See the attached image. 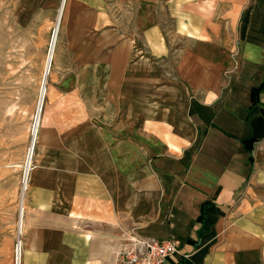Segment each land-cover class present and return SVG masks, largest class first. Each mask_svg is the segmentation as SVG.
Returning a JSON list of instances; mask_svg holds the SVG:
<instances>
[{"label": "crops", "instance_id": "0c3cea01", "mask_svg": "<svg viewBox=\"0 0 264 264\" xmlns=\"http://www.w3.org/2000/svg\"><path fill=\"white\" fill-rule=\"evenodd\" d=\"M75 1L20 264H103L131 232L179 238L164 264H264V0Z\"/></svg>", "mask_w": 264, "mask_h": 264}, {"label": "rangeland", "instance_id": "374dc122", "mask_svg": "<svg viewBox=\"0 0 264 264\" xmlns=\"http://www.w3.org/2000/svg\"><path fill=\"white\" fill-rule=\"evenodd\" d=\"M80 14L75 0H0V264H15L16 252V264L21 261L49 88L73 63Z\"/></svg>", "mask_w": 264, "mask_h": 264}, {"label": "built area", "instance_id": "2783aa9c", "mask_svg": "<svg viewBox=\"0 0 264 264\" xmlns=\"http://www.w3.org/2000/svg\"><path fill=\"white\" fill-rule=\"evenodd\" d=\"M27 167L30 169V165ZM24 177L26 176L24 175ZM24 177L23 185L26 189ZM180 246L181 241L177 237L156 239L131 232L113 256L105 259L103 264H164L169 257L180 251ZM16 257L17 252L15 253V264Z\"/></svg>", "mask_w": 264, "mask_h": 264}, {"label": "trees", "instance_id": "16d2710c", "mask_svg": "<svg viewBox=\"0 0 264 264\" xmlns=\"http://www.w3.org/2000/svg\"><path fill=\"white\" fill-rule=\"evenodd\" d=\"M257 88H252V98L254 99V102H255V100H256V98H255V90H256Z\"/></svg>", "mask_w": 264, "mask_h": 264}]
</instances>
